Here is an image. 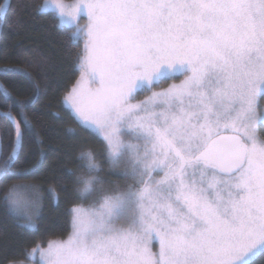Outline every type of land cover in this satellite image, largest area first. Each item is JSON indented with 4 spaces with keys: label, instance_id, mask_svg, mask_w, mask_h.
Listing matches in <instances>:
<instances>
[{
    "label": "snow or ice",
    "instance_id": "snow-or-ice-1",
    "mask_svg": "<svg viewBox=\"0 0 264 264\" xmlns=\"http://www.w3.org/2000/svg\"><path fill=\"white\" fill-rule=\"evenodd\" d=\"M50 3L61 24H75L73 43L85 37L83 72L65 101L102 135L109 164L123 163L120 174L134 183L106 189L97 154L82 151L87 175L76 176L77 196L97 199L73 206L67 240L38 245L29 258L39 252L41 264L264 259V139L258 134V125L264 127V0H78L70 13ZM81 12L83 26L76 23ZM23 63L32 66L31 59ZM176 73L186 74L179 84L132 103L137 89L150 91ZM0 75L33 84L26 101L0 84V96L19 116L5 114L14 135L6 155L0 141V178L7 180L17 174L34 132L25 109L38 103L40 91L26 68H0ZM25 190L32 186L0 189L2 203L14 212ZM24 226L35 224L28 218Z\"/></svg>",
    "mask_w": 264,
    "mask_h": 264
},
{
    "label": "trees",
    "instance_id": "trees-1",
    "mask_svg": "<svg viewBox=\"0 0 264 264\" xmlns=\"http://www.w3.org/2000/svg\"><path fill=\"white\" fill-rule=\"evenodd\" d=\"M45 0H12L7 14V0H0V68L23 67L32 74L39 85V101L25 109L34 132L23 145L16 175L5 180L0 178V189L13 185L30 184L37 188V200L41 210L37 228L25 227L13 211L2 203L0 191V264H18L28 260L38 245L47 246L50 241L66 239L72 231L71 209L75 205L89 206L97 195L78 198L76 176H86L80 153L92 150L101 164L99 173L107 183L106 189H124L132 185V179L122 176L125 165L112 167L106 159L104 141L83 127L65 106L64 99L78 81L80 61L84 56V44L79 38L71 39L73 29L62 26L54 13L38 11ZM31 59L32 66L23 63ZM0 84L8 89L17 101H26L33 91L32 81L0 75ZM164 81L161 87H167ZM145 93L136 98L142 99ZM19 119L17 109L0 96V136L11 152L14 142L12 124L5 114ZM264 139V127H259ZM4 157H1V161ZM59 197L53 199L52 192ZM264 264V259L256 261Z\"/></svg>",
    "mask_w": 264,
    "mask_h": 264
},
{
    "label": "rangeland",
    "instance_id": "rangeland-1",
    "mask_svg": "<svg viewBox=\"0 0 264 264\" xmlns=\"http://www.w3.org/2000/svg\"><path fill=\"white\" fill-rule=\"evenodd\" d=\"M56 2L58 4L64 5L65 6L64 7V11L66 13H70V12L73 11V6L78 3V0H56ZM45 5H47V7L44 8V11L42 13H54L59 18V11L54 6L51 5L50 0H45L44 3L41 6H45ZM67 19L68 18L66 16L65 20H67ZM76 23H79L81 26L86 25V23H87V15L85 13L81 12V14L79 15L78 20L76 21ZM61 25L65 26V27H68V28H71V29H73V31H75V24L72 23V22L64 23V24H61ZM80 39L83 41V44H85V37L83 35L80 36ZM80 66H81V64H80ZM82 72H83V68L81 66V73H80L79 79L81 78ZM185 75L186 74H184V73H176L173 78H169V79L163 80L162 82H160L158 84H154L150 91L149 90H145V89H137V91L135 93V98L132 100V103L135 104V103H138V102L146 99L148 96H150L152 94L153 91H161L163 89L168 88L173 83L179 84L185 78ZM164 81H170V84L167 87L163 88L161 86H162ZM76 83H75L74 86H76ZM139 93H145V95L143 96L142 99H137L136 98V96ZM64 104L71 111V113L74 115V117L80 122V124L83 127H85L84 124H83V121L78 117V115L70 107V105L65 101V99H64ZM261 105L264 106V101H261ZM259 127L260 126L258 125V134H259ZM85 128H87L91 132L95 133L96 135H98L103 140L102 135H100L94 128H88V127H85ZM259 136H260V134H259ZM122 138L126 142L132 139L131 136H129L127 134L126 130L123 132ZM260 138L262 139L261 136H260ZM133 142H135V141H133ZM160 175H162V173L155 174V178L159 179ZM133 183H134V181H132V184ZM22 185H30V184H22ZM30 186H32V190L31 191H27V190L24 191V193H23V195L21 197V201L18 204V206L16 207V209L14 211V214H16L20 219H22V223L24 225L26 223V220L28 218H31L33 220L34 224H35V227L31 228V229H36L37 228V219H38V216H39V213H40V210H41V204H40V201L37 200V194H38L37 188L34 185H30ZM34 200L37 201L36 205H33V203H32ZM83 207H88V206H83ZM71 221H72V214H71ZM119 223L120 224H125L126 222L125 221H120ZM72 231H73V228H72ZM72 231H71L70 235L72 234ZM68 237L66 239H62V240L59 239V240H53V241H64V240H67ZM47 246H48V244H47ZM47 246H41L40 245L41 248H47ZM158 248H159L158 241H153L152 250L154 252H156V251H158ZM18 264H41V259H40L39 252L36 253L34 259H30L29 256H28V260L27 261L21 262V263H18Z\"/></svg>",
    "mask_w": 264,
    "mask_h": 264
},
{
    "label": "water",
    "instance_id": "water-1",
    "mask_svg": "<svg viewBox=\"0 0 264 264\" xmlns=\"http://www.w3.org/2000/svg\"><path fill=\"white\" fill-rule=\"evenodd\" d=\"M11 2H12V0H7V2H6V10H5V14L8 13V11H9V9H10V6H11ZM0 141H1V136H0ZM1 157H2V156H0V161H1Z\"/></svg>",
    "mask_w": 264,
    "mask_h": 264
}]
</instances>
